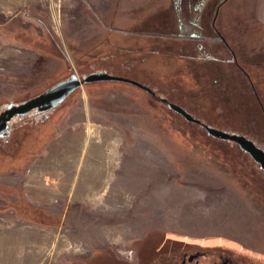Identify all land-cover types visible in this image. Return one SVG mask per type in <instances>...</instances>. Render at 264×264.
I'll return each instance as SVG.
<instances>
[{
	"label": "rangeland",
	"instance_id": "1",
	"mask_svg": "<svg viewBox=\"0 0 264 264\" xmlns=\"http://www.w3.org/2000/svg\"><path fill=\"white\" fill-rule=\"evenodd\" d=\"M217 1L185 0L179 15L176 0H0V113L74 75L151 90L84 84L12 120L0 136V264H264V171L206 130L264 151V0H228L217 22L235 29L260 95L225 46L190 56L152 36L217 39Z\"/></svg>",
	"mask_w": 264,
	"mask_h": 264
},
{
	"label": "water",
	"instance_id": "2",
	"mask_svg": "<svg viewBox=\"0 0 264 264\" xmlns=\"http://www.w3.org/2000/svg\"><path fill=\"white\" fill-rule=\"evenodd\" d=\"M98 82H123L131 84L140 89L146 90L151 93V90L143 86L141 83L136 81H132L123 77L112 76L105 72H99L96 74H92L84 78V80H80L77 75L72 76L69 80L62 81L57 85L51 87L49 90L41 94L40 96L20 105H10L8 110L0 115V122L2 120L7 124L10 120L17 117L27 116L34 110L47 111L49 109H54L62 104L68 96L74 93L76 90L81 88L84 84L90 83H98ZM171 109L181 114L187 121L196 123L200 125L201 123L194 119L191 115H189L184 109L181 107L170 104ZM2 129V127H1ZM206 130L209 135L214 138L221 139L223 141H230L237 143L241 149L248 153L251 158L254 160L256 164L260 166V168L264 171V151L258 148L253 142L247 140L244 137H239L236 135H228L217 131L211 127H206Z\"/></svg>",
	"mask_w": 264,
	"mask_h": 264
},
{
	"label": "flooded vegetation",
	"instance_id": "3",
	"mask_svg": "<svg viewBox=\"0 0 264 264\" xmlns=\"http://www.w3.org/2000/svg\"><path fill=\"white\" fill-rule=\"evenodd\" d=\"M207 0H205V2H206ZM227 1L228 0H218L217 1V4H215V9H214V19H213V22H212V24H213V28H215V33H216V35H217V39H211V38H207V37H201V34L200 33H198L197 31H194V32H192L190 35H188V36H179V37H177V36H166V35H163V34H158V35H152V36H154V37H162V38H166V37H168V38H174V39H176V38H179V39H190V40H195V41H200V42H210L211 43V41L214 43V42H216L217 44H219L220 46H222V47H226L228 50H229V53H230V55L232 56V62H233V67L236 69V71H240V72H243V73H245L246 74V72L244 71V69H243V67L240 65V59L239 58H237L236 56H238L237 55V53L233 50V47L231 46V43H230V39H231V37H234V39L236 38L237 39V36L235 35V29L234 28H229V27H226L225 28V30L223 31L221 28H219V24H217V22H218V18H219V16H220V14H221V12H222V9L223 8H225L226 7V4H227ZM204 2V3H205ZM184 3H185V0H176V2H175V7L177 6V5H179V4H182V8H181V12L180 13H183V10H184ZM203 5V3L201 4V3H199L198 5H196L194 8H193V10L194 11H199L200 9H201V6ZM205 5V4H204ZM178 7V6H177ZM179 8H180V6H179ZM176 10V9H175ZM192 16V13L191 12H186V16ZM196 21H199V19H195ZM195 25H198V26H200L199 25V23L198 22H193ZM241 25L242 26H244V23L243 22H239L238 23V27H241ZM225 31H226V34H224L225 33ZM146 35V34H145ZM148 35H151V34H148ZM260 57V56H259ZM258 57V58H259ZM263 57V56H262ZM243 70V71H242ZM247 75V77H248V79H249V81H250V85H251V87H252V89H253V91L254 92H256L257 94H259V92H258V88L259 87H261L262 88V84H260V80H261V75H260V77H259V75L257 76L258 78H255V81H254V79L247 73L246 74ZM69 80V79H68ZM260 95V94H259ZM259 98V97H258ZM259 103L260 104H262V109H263V111H264V101L261 99V98H259ZM20 105V104H19ZM8 110V109H7ZM7 110H5V111H3V112H1L0 113V115H2L4 112H6ZM50 110H52V109H49V110H47V111H50ZM34 112H36V113H43V112H46V111H38V110H34V111H32L31 113H34ZM30 114V113H29ZM28 114V115H29ZM25 117V116H24ZM14 118H19V119H21L20 117H17V116H15V117H13L11 120H10V122H8L7 124L5 123V121L4 120H2L1 122H0V136H3V135H8L9 134V132H10V128H9V126H10V123L12 122V120L14 119ZM23 118V117H22ZM1 127H2V129H1Z\"/></svg>",
	"mask_w": 264,
	"mask_h": 264
},
{
	"label": "crops",
	"instance_id": "4",
	"mask_svg": "<svg viewBox=\"0 0 264 264\" xmlns=\"http://www.w3.org/2000/svg\"><path fill=\"white\" fill-rule=\"evenodd\" d=\"M175 40H180L179 42H183L184 43V46H186L188 48L186 54L187 55H190V56H196L198 54H200V56L202 55H206V53L204 54V50L205 48H208L210 42H200V41H195V40H190V39H179V38H176ZM174 44H176L174 41H172ZM208 46V47H207ZM178 47H180V45H178ZM221 50H223V47L220 46ZM211 54V53H210ZM211 56H214L213 54H211ZM209 55L208 57L206 58H203L202 59V62H201V65H205L207 66L208 65V61H209ZM202 58V57H201ZM201 58H198L197 60H201ZM97 182V179H95ZM103 182L102 180H98V182ZM104 183V182H103Z\"/></svg>",
	"mask_w": 264,
	"mask_h": 264
},
{
	"label": "trees",
	"instance_id": "5",
	"mask_svg": "<svg viewBox=\"0 0 264 264\" xmlns=\"http://www.w3.org/2000/svg\"><path fill=\"white\" fill-rule=\"evenodd\" d=\"M179 6H180V8H179ZM179 6H178V11H179V15H181V8H182V4H179ZM89 9H90V11H91V13H92V15H93V17L100 23V25L102 26V27H104V28H108L107 26H106V24H105V22L103 21V19L98 15V13H97V11L93 8V7H89ZM109 29V28H108ZM141 35H144V34H141ZM62 51V55H63V57H65V58H67V56H65V54H64V51H63V49L61 50ZM107 73V72H106ZM64 81V80H63ZM61 82V81H60ZM94 84H97V83H94ZM92 85V84H91ZM50 89V88H49ZM49 89H47V90H49ZM47 90H45L44 92H46ZM43 92V93H44ZM51 127V126H50ZM252 159V158H251Z\"/></svg>",
	"mask_w": 264,
	"mask_h": 264
}]
</instances>
